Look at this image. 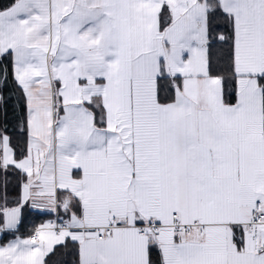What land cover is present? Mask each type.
Returning <instances> with one entry per match:
<instances>
[{
  "label": "snow or ice",
  "instance_id": "snow-or-ice-1",
  "mask_svg": "<svg viewBox=\"0 0 264 264\" xmlns=\"http://www.w3.org/2000/svg\"><path fill=\"white\" fill-rule=\"evenodd\" d=\"M5 59L27 139L18 158L0 132L22 177L0 233L28 204L68 218L0 264L69 242L73 264H264V0H13Z\"/></svg>",
  "mask_w": 264,
  "mask_h": 264
},
{
  "label": "trees",
  "instance_id": "trees-1",
  "mask_svg": "<svg viewBox=\"0 0 264 264\" xmlns=\"http://www.w3.org/2000/svg\"><path fill=\"white\" fill-rule=\"evenodd\" d=\"M10 1L11 0H0V4L5 7ZM218 30L224 31L225 29L221 26ZM0 63H7V59L0 61ZM0 94L4 97V101L0 103V131L11 137V144L16 149L17 157L19 158L20 149L24 147L27 139L26 131L20 130V121L25 117L23 94L11 78V75H9L7 85L0 88ZM21 179V173L12 167H9L7 172L0 169V195H3L6 185L9 204L19 195ZM3 202L4 201L0 199V203ZM60 210L62 211V209ZM51 217H53V212L40 211L32 208L31 205L28 204L22 211V218L18 226V231L14 230V233L26 234L32 231L36 226L42 224L46 218ZM12 234L13 233L5 232L2 234L1 239L5 241L9 239ZM73 247L71 242L68 243L66 248L57 246L54 254L46 258L47 264H73L75 259Z\"/></svg>",
  "mask_w": 264,
  "mask_h": 264
},
{
  "label": "rangeland",
  "instance_id": "rangeland-1",
  "mask_svg": "<svg viewBox=\"0 0 264 264\" xmlns=\"http://www.w3.org/2000/svg\"><path fill=\"white\" fill-rule=\"evenodd\" d=\"M1 132V131H0ZM39 210V209H38ZM40 211H48V210H40ZM64 213H62V215H63ZM64 217H65V219H67L68 217L67 216H65L64 215ZM48 220H53V217H51V218H46L45 220H44V222H46V221H48ZM43 222V223H44ZM6 232H10V233H13L14 234V230H6ZM19 234H21V233H19ZM1 235H2V233H0V243H4V242H6L7 240H5V241H3L2 239H1ZM22 237H24V236H22ZM12 238H14V236H11L9 239H12ZM8 239V240H9Z\"/></svg>",
  "mask_w": 264,
  "mask_h": 264
},
{
  "label": "built area",
  "instance_id": "built-area-1",
  "mask_svg": "<svg viewBox=\"0 0 264 264\" xmlns=\"http://www.w3.org/2000/svg\"><path fill=\"white\" fill-rule=\"evenodd\" d=\"M59 217L63 218V215L60 209L57 212H53V220H56L57 222H59V219H58ZM30 233L31 231L26 233V235H29Z\"/></svg>",
  "mask_w": 264,
  "mask_h": 264
},
{
  "label": "crops",
  "instance_id": "crops-1",
  "mask_svg": "<svg viewBox=\"0 0 264 264\" xmlns=\"http://www.w3.org/2000/svg\"><path fill=\"white\" fill-rule=\"evenodd\" d=\"M13 2V0H11L10 1V3L7 5V6H9L11 3ZM7 6H5V7H7ZM4 6H1V4H0V10H2L3 8H5ZM62 213H64L63 212V209H62V211H61ZM66 216V215H65ZM63 219H65V217H64V214H63ZM3 234V233H2ZM14 235H19V236H27L26 234H19V233H14V234H12V236H14ZM2 236V235H1ZM8 240V239H7Z\"/></svg>",
  "mask_w": 264,
  "mask_h": 264
}]
</instances>
